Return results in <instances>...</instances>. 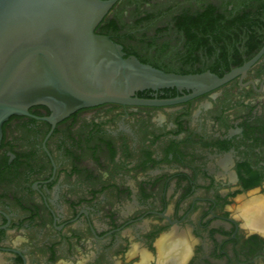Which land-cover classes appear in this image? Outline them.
Returning <instances> with one entry per match:
<instances>
[{
    "label": "flooded vegetation",
    "instance_id": "1",
    "mask_svg": "<svg viewBox=\"0 0 264 264\" xmlns=\"http://www.w3.org/2000/svg\"><path fill=\"white\" fill-rule=\"evenodd\" d=\"M117 1L96 33L167 73L223 77L264 48V0ZM28 113L2 126L0 264H264V54L183 102Z\"/></svg>",
    "mask_w": 264,
    "mask_h": 264
},
{
    "label": "water",
    "instance_id": "2",
    "mask_svg": "<svg viewBox=\"0 0 264 264\" xmlns=\"http://www.w3.org/2000/svg\"><path fill=\"white\" fill-rule=\"evenodd\" d=\"M117 0H0V141L12 115L47 105L56 118L105 103L156 106L210 92L247 71L264 54L223 77L167 73L96 33ZM193 89L174 101L135 97L144 89Z\"/></svg>",
    "mask_w": 264,
    "mask_h": 264
},
{
    "label": "bare ground",
    "instance_id": "3",
    "mask_svg": "<svg viewBox=\"0 0 264 264\" xmlns=\"http://www.w3.org/2000/svg\"><path fill=\"white\" fill-rule=\"evenodd\" d=\"M263 207H264V206H263ZM260 210H261V209H260ZM263 210H264V209H263ZM257 211H258V210H257ZM259 214H260V213H257V214H256V216L254 217V220H255V221H257V220L260 221V220H261L260 222H262V221L264 220V217H262V215H260V216H261V218H260V217H259ZM260 222H259V223H260ZM175 245H176V244H175ZM177 245H178V244H177ZM180 246H181V245H180ZM172 248L174 249V247H172ZM179 248H180V247H179ZM143 260H144V259H143ZM144 262H145V261H144ZM144 262H143V263H144ZM161 263H162V262H161ZM164 264H181V262H180V260H174V261H171V262H168V263H164Z\"/></svg>",
    "mask_w": 264,
    "mask_h": 264
},
{
    "label": "trees",
    "instance_id": "4",
    "mask_svg": "<svg viewBox=\"0 0 264 264\" xmlns=\"http://www.w3.org/2000/svg\"><path fill=\"white\" fill-rule=\"evenodd\" d=\"M103 22H105V19L101 22V24H102ZM108 26H109L110 28H112V29H116V25H115L114 22H113V23H109Z\"/></svg>",
    "mask_w": 264,
    "mask_h": 264
}]
</instances>
